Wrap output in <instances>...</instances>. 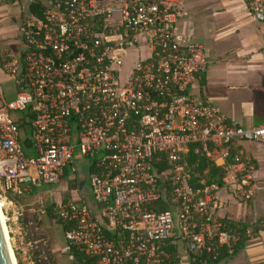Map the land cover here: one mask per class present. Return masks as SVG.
<instances>
[{"label":"built area","instance_id":"1","mask_svg":"<svg viewBox=\"0 0 264 264\" xmlns=\"http://www.w3.org/2000/svg\"><path fill=\"white\" fill-rule=\"evenodd\" d=\"M242 1L264 25V0ZM29 2L40 16L23 18L20 49L0 62L15 87L7 102L0 87L2 203L56 183L70 165L77 199L52 211L83 264H182L179 249L187 264H207L230 252L239 233L213 215L216 191L233 185L251 199L253 164L237 140L264 143V123L226 121L192 94L209 60L201 43L175 34L180 0ZM188 152L223 170L221 186L189 184ZM74 158L88 163L80 187ZM254 226L264 220L243 236ZM244 264H264V255Z\"/></svg>","mask_w":264,"mask_h":264},{"label":"crops","instance_id":"2","mask_svg":"<svg viewBox=\"0 0 264 264\" xmlns=\"http://www.w3.org/2000/svg\"><path fill=\"white\" fill-rule=\"evenodd\" d=\"M218 1L222 3V0L209 3V10L213 9L211 15L219 14L216 11ZM225 2L230 5L232 16L216 31L223 32L220 38L217 34H209L199 39L189 21L185 0L179 3L175 34L182 41L201 43L209 60L200 80L191 83L192 94L214 106L226 121L246 128L264 123V42L261 39L264 25L251 17L242 0ZM204 39L211 44L206 46ZM237 150L253 164L251 199L245 201L236 197L233 185L219 187L216 191L219 205L213 215L217 219L252 224L264 220V143L237 140ZM21 196L15 197L13 205L8 206L17 209L20 204L17 199ZM9 210L10 213L13 211ZM9 218L12 220L11 216ZM255 235L246 239V244L240 249L245 247L243 252L236 250L227 259L233 258L235 264H244L260 257L251 258L253 245L250 242ZM28 261L29 258L22 255L21 264H28Z\"/></svg>","mask_w":264,"mask_h":264},{"label":"rangeland","instance_id":"3","mask_svg":"<svg viewBox=\"0 0 264 264\" xmlns=\"http://www.w3.org/2000/svg\"><path fill=\"white\" fill-rule=\"evenodd\" d=\"M185 2H187L186 10L189 21L200 40L203 35L217 34L219 35L217 38L223 35L222 31H216L220 30L221 24L232 16L231 7L228 3L226 4L225 0H222L221 4L218 1V9L215 10L219 14L215 16L211 15L213 9L209 10L211 0H185ZM28 3L29 0H0V62L20 49L16 37L20 23L27 16L26 7ZM202 41L206 46L211 44L207 39ZM0 87L1 96L5 102L14 97L15 87L10 77L2 73H0ZM87 164L86 159L74 158L72 165L76 169L78 180L86 179ZM69 166L67 173L60 177L56 183H40L30 186V192L27 190L17 199L20 203L17 209L11 208L7 203L2 204L0 199V210L4 217L7 242L14 256L15 264L22 263V255L29 258L33 264L73 263L69 255L66 254L67 248L62 226L57 222L58 220L52 211L53 202L63 198L77 199L68 173ZM79 192L84 201L90 203L91 198L87 182L84 183ZM9 209L14 212L10 213ZM10 216L12 220H10ZM14 217L16 220L13 219ZM248 241L247 244L250 242ZM250 243L253 245L252 251H250L251 258L264 254V228H259ZM244 248L239 252H243ZM178 255L180 262L187 264L186 253L182 249H179ZM218 264H235V260L233 258L224 259Z\"/></svg>","mask_w":264,"mask_h":264},{"label":"trees","instance_id":"4","mask_svg":"<svg viewBox=\"0 0 264 264\" xmlns=\"http://www.w3.org/2000/svg\"><path fill=\"white\" fill-rule=\"evenodd\" d=\"M27 16L30 17H38L40 16L41 12V6L38 2H29L26 7ZM187 163L190 166L189 170V179L188 182L191 186H199V181L202 180L204 183L213 182L217 186H221L222 184V175L223 170L220 167L212 165L210 162L206 161L203 157L197 156L195 154H192L191 152H188L186 155ZM13 201H15V197L8 195ZM221 221L225 226L233 227L235 228L239 233V239L236 245H234L230 252H227L224 249H219L216 251V257L215 259L208 258L207 264H218L221 260L229 258L230 255H232L236 250L239 251L241 247L245 244L247 237L243 236V230L248 225H255V223L252 224H246L236 221H231L228 219H218ZM63 229V225L57 221ZM255 230H259L256 226H254ZM66 254L69 255V257L72 259V264H83L84 259L81 256V254L72 246H69L66 244ZM213 252H211L209 255L212 256ZM202 260L198 261L201 262ZM18 264V263H17Z\"/></svg>","mask_w":264,"mask_h":264},{"label":"water","instance_id":"5","mask_svg":"<svg viewBox=\"0 0 264 264\" xmlns=\"http://www.w3.org/2000/svg\"><path fill=\"white\" fill-rule=\"evenodd\" d=\"M82 183L83 180L79 182L78 187H80ZM0 264H14V257L8 245L1 221H0Z\"/></svg>","mask_w":264,"mask_h":264},{"label":"bare ground","instance_id":"6","mask_svg":"<svg viewBox=\"0 0 264 264\" xmlns=\"http://www.w3.org/2000/svg\"><path fill=\"white\" fill-rule=\"evenodd\" d=\"M2 202V201H1ZM3 204V203H2ZM0 221H1V224H2V226H3V230H4V233H5V235H6V230H5V224H4V217H3V214H2V212H1V210H0ZM6 239H7V235H6ZM12 252V251H11ZM13 255V254H12ZM14 257V256H13ZM14 264H15V261H14Z\"/></svg>","mask_w":264,"mask_h":264}]
</instances>
